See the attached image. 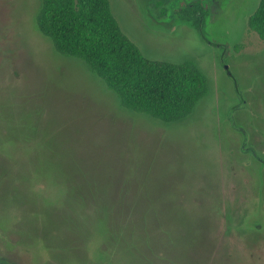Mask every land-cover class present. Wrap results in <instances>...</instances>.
Instances as JSON below:
<instances>
[{
  "label": "rangeland",
  "instance_id": "374dc122",
  "mask_svg": "<svg viewBox=\"0 0 264 264\" xmlns=\"http://www.w3.org/2000/svg\"><path fill=\"white\" fill-rule=\"evenodd\" d=\"M108 1L146 59L193 63L207 93L177 123L127 110L39 32L40 0H0V261L264 264L260 0H185L172 23Z\"/></svg>",
  "mask_w": 264,
  "mask_h": 264
},
{
  "label": "trees",
  "instance_id": "16d2710c",
  "mask_svg": "<svg viewBox=\"0 0 264 264\" xmlns=\"http://www.w3.org/2000/svg\"><path fill=\"white\" fill-rule=\"evenodd\" d=\"M197 8L194 3L186 14ZM36 25L59 54L84 61L127 110L177 123L207 93L205 77L193 63L146 59L120 30L108 0H40ZM248 28L264 41V0L250 16Z\"/></svg>",
  "mask_w": 264,
  "mask_h": 264
},
{
  "label": "flooded vegetation",
  "instance_id": "af4514ba",
  "mask_svg": "<svg viewBox=\"0 0 264 264\" xmlns=\"http://www.w3.org/2000/svg\"><path fill=\"white\" fill-rule=\"evenodd\" d=\"M148 4L155 17L172 23L181 21L194 3H187L185 0H148Z\"/></svg>",
  "mask_w": 264,
  "mask_h": 264
},
{
  "label": "crops",
  "instance_id": "0c3cea01",
  "mask_svg": "<svg viewBox=\"0 0 264 264\" xmlns=\"http://www.w3.org/2000/svg\"><path fill=\"white\" fill-rule=\"evenodd\" d=\"M16 79V78H15ZM17 81H15V84H16V87L14 88V89H12L14 92H15V94L17 95V90H18V87L22 90V91H27V89H26V87H21L20 85L18 86L17 85V83H16ZM15 84H12V85H15ZM3 92L1 93V95H0V100H2L3 99ZM16 103H17V101H16ZM27 105V104H26ZM17 108H18V104H17ZM27 108H30V104H28L26 107H24L23 108V112L22 113H25V114H27L28 115V112H26L25 111V109H27ZM15 111H17V115H18V113H19V110H15ZM11 114L13 115L14 114V112H13V110L11 109ZM15 115V114H14ZM30 115V114H29ZM17 118L15 117V120H13V121H16L17 122V120H16ZM40 120V119H39ZM35 123V122H34Z\"/></svg>",
  "mask_w": 264,
  "mask_h": 264
}]
</instances>
